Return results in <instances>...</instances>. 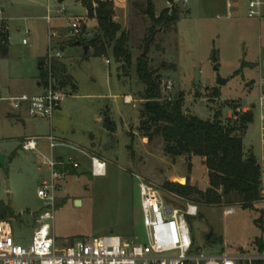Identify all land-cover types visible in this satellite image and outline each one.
<instances>
[{
	"label": "rangeland",
	"instance_id": "rangeland-1",
	"mask_svg": "<svg viewBox=\"0 0 264 264\" xmlns=\"http://www.w3.org/2000/svg\"><path fill=\"white\" fill-rule=\"evenodd\" d=\"M114 3L115 21L128 34L133 55V66L125 70L111 52L97 58L90 48L86 53V46L72 44L98 34L97 23L88 19L81 0H0L1 18L7 27L3 32L9 33L7 54L0 51V157H5L0 163V202L15 211L16 217L9 222L16 235L27 240L42 208L37 197V188L45 177L39 170L40 154H53L56 159L61 157L78 165L70 171L57 200L53 234L58 247L101 237L112 241L137 238L146 243L136 176L160 189L165 199L175 196L164 189L166 183L189 182L201 191L208 188V171L202 159H173L164 153L162 139L149 142L144 137V87L136 76V60L144 53L155 26L143 14L146 0ZM227 3L190 0L188 7L180 10L176 26L157 28L147 60L162 79L163 99L173 100L184 94L186 114L208 121L220 111L222 123L235 127L238 122L232 117L239 105H258L259 91L253 84L264 79V18L248 17L247 0H231L233 14L227 18ZM153 4L156 16H169L174 10L163 0H153ZM76 20L80 21V32L71 38L67 25ZM49 35L51 43L62 50L60 62L70 79L66 87L57 85L65 94L61 109L52 122L32 118L24 111V121L15 125L13 121L19 117L7 100L36 95L38 83L47 85V81L39 80V64L48 53ZM218 77L229 82L217 86ZM169 82L173 88L165 91ZM126 97L132 99V104L125 103ZM253 115V123L242 138L244 154L252 153L257 159L264 187L259 110ZM105 118L114 131L105 127ZM51 135L58 141L53 151L47 141ZM28 137L39 139L38 151L22 155L20 139ZM92 158L107 164L104 177L92 175ZM262 197L253 210L199 206L197 217H186L193 239L191 254L214 257L225 253L247 256L244 261L262 259L264 193ZM228 210L233 213L227 215ZM210 233L213 235L208 240Z\"/></svg>",
	"mask_w": 264,
	"mask_h": 264
},
{
	"label": "built area",
	"instance_id": "built-area-1",
	"mask_svg": "<svg viewBox=\"0 0 264 264\" xmlns=\"http://www.w3.org/2000/svg\"><path fill=\"white\" fill-rule=\"evenodd\" d=\"M171 8L185 9L190 0H163ZM247 14L250 19L261 20L264 18V0H247ZM229 7H233L229 4ZM64 8L59 12L62 13ZM3 10L0 7V30H7L5 21L1 18ZM232 17L230 11L227 18ZM48 25L51 21L46 20ZM69 37L76 38L80 32V21L76 20L67 25ZM28 35V33L26 34ZM27 45V41H23ZM63 57L62 50L51 43L46 55L44 65L48 73L47 85L41 86L37 95L12 97L7 101L15 111L25 109L32 118L46 119L52 122L56 112L61 108L65 94L57 85L59 82L53 77L52 64ZM107 64L109 62L107 61ZM259 91L258 105H239L232 117L238 121L240 117L251 114L256 109L260 113V134L264 145V79L253 84ZM173 88L172 83H167L165 91ZM130 97L125 98L126 104H132ZM38 138H26L21 143L24 153L37 152ZM50 150L53 151L58 141L51 135L47 137ZM92 175L104 177L107 164L98 158L91 159ZM39 170L45 177L37 188V197L42 203V208L34 220V229L29 240L16 235L9 221H0V264H244V260L237 259L225 253L205 257H194L191 254L193 239L186 223V217H197L199 208L195 204L184 201L174 196L165 199L160 189L140 177H135L138 182L141 214L145 229L146 243L142 244L137 238L133 240L112 241L109 237L94 238L92 240L75 242L68 247H58L53 234V222L59 194L62 185L72 169L78 165L69 161H57L53 154L50 157H38ZM262 193L264 187L262 186ZM182 202L185 203L183 205ZM233 213L228 210L227 215Z\"/></svg>",
	"mask_w": 264,
	"mask_h": 264
},
{
	"label": "trees",
	"instance_id": "trees-1",
	"mask_svg": "<svg viewBox=\"0 0 264 264\" xmlns=\"http://www.w3.org/2000/svg\"><path fill=\"white\" fill-rule=\"evenodd\" d=\"M81 1L87 9L88 19L97 23L98 34L94 41L77 39L72 44L89 46L93 56L97 58H105L111 52L115 62L123 65V70L131 68L133 55L129 47V36L115 21L114 0ZM143 14L149 17L155 26L147 43L157 32V28L176 26L180 20L179 8H175L169 16L166 13L156 16L153 0H146ZM8 44L9 35L1 31L0 51L4 56L7 54ZM43 65L42 60L39 64L40 81H46L48 77V73L43 71ZM52 73L62 87L70 84V79L66 76L67 68L60 61L53 62ZM136 76L144 87L141 114V130L144 137L149 142L156 138L162 139L165 145L164 153L173 159H202L208 171V188L205 191L192 187L189 182L186 185L166 183L164 189L169 194L198 207L239 206L244 210H253L255 204L263 201L261 168L252 153L247 156L244 154L242 138L247 126L253 123L251 114L235 121L238 122L235 127L222 123L220 111L214 114L213 120L203 121L184 112V94L173 100L162 98V79L152 71L147 59L137 58ZM39 84L43 86L42 83ZM104 124L107 129L114 131L108 118H105ZM15 217L12 207L0 202V221H10ZM259 226L262 228L260 222ZM260 250H264L263 243ZM244 264H264V260L255 259L245 261Z\"/></svg>",
	"mask_w": 264,
	"mask_h": 264
},
{
	"label": "water",
	"instance_id": "water-1",
	"mask_svg": "<svg viewBox=\"0 0 264 264\" xmlns=\"http://www.w3.org/2000/svg\"><path fill=\"white\" fill-rule=\"evenodd\" d=\"M78 1H79V0H78ZM96 37H97V34H95V36L93 37L92 40L94 41V40L96 39ZM153 39H154V35H153V36L151 37V39L148 41L147 46H146V49H145L144 53L141 55V58H142V59H147L148 50H149V48H150V45H151L152 42H153ZM76 45L79 46L80 44L77 43ZM88 50H89V46H86V47H85V52L87 53ZM213 61L216 62V58H214ZM228 82H229V79H221L220 77H218L217 86H225V85H227ZM38 87H39V89L41 88L40 84L38 85ZM188 116H190V114H189ZM153 121H155V118H153ZM110 146H111V145H109V146L106 148V150H108V149L110 148ZM20 154L23 155L24 152H23V151H20ZM4 160H5V157H2V156H1V157H0V163H4ZM76 204H77V205H80L81 202H80V201H77ZM212 235H213V233H210L209 235H207V239L210 240V238L212 237Z\"/></svg>",
	"mask_w": 264,
	"mask_h": 264
},
{
	"label": "crops",
	"instance_id": "crops-1",
	"mask_svg": "<svg viewBox=\"0 0 264 264\" xmlns=\"http://www.w3.org/2000/svg\"><path fill=\"white\" fill-rule=\"evenodd\" d=\"M229 4H231V0H228V3H227V13H228V11H230L231 12V14H233L232 13V9H233V7H229ZM117 9H116V6H115V11H116ZM51 24V23H50ZM49 27H50V25H49ZM8 35H9V33H8ZM50 35H49V40H50ZM43 59V58H42ZM38 85H39V83H38ZM41 86V85H40ZM40 90H41V88L39 89V87H38V93L40 92ZM37 93V94H38ZM36 94V95H37ZM32 96H34V95H32ZM16 97H18V96H16ZM61 109V108H60ZM24 111L26 112V110L25 109H22L21 111H16L17 112V114L16 113H13L15 116H18L19 118L21 117V119H19L18 118V120L16 119V120H14L13 121V123L16 125V123H21L22 121H24ZM189 115V114H188ZM190 115H192V114H190ZM16 122V123H15ZM28 138H32V137H28ZM24 139H26V138H21L20 139V148H21V143H22V141L24 140ZM20 151H22V150H20ZM56 159V158H55ZM57 161H61V160H63V161H65L63 158H61V157H59L58 159H56ZM233 257H235V258H237V259H242V260H244L247 256H244V255H235V256H233ZM262 258V260H264V256H262L261 257Z\"/></svg>",
	"mask_w": 264,
	"mask_h": 264
}]
</instances>
